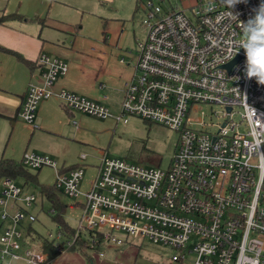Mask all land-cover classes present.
Instances as JSON below:
<instances>
[{"label": "built area", "instance_id": "2783aa9c", "mask_svg": "<svg viewBox=\"0 0 264 264\" xmlns=\"http://www.w3.org/2000/svg\"><path fill=\"white\" fill-rule=\"evenodd\" d=\"M166 1L142 5L145 34L118 115L98 101L64 89L55 92L69 65L39 56L44 71L25 94L19 113L24 122L33 125L39 103L55 97L67 110L123 123L139 117L179 132L167 168L101 151L88 191L80 189L83 164L63 172L49 157L26 152L24 167L53 168L55 190L74 198L70 206L82 210L73 238L61 227L47 237L66 243L61 253L80 237L94 245L102 235L105 242L140 239L169 248V264H264V85L247 78L245 52L237 46L243 39L240 21L253 16L264 0L237 4L232 11L240 21L230 18L223 0H191V15L172 5L164 9ZM206 105L221 110H202ZM26 186L0 180V264L13 258L47 261L41 243L27 248L35 240L27 224L37 221L28 208L38 198Z\"/></svg>", "mask_w": 264, "mask_h": 264}, {"label": "rangeland", "instance_id": "374dc122", "mask_svg": "<svg viewBox=\"0 0 264 264\" xmlns=\"http://www.w3.org/2000/svg\"><path fill=\"white\" fill-rule=\"evenodd\" d=\"M147 2L108 0L101 3L97 12L85 13L67 33L57 28L44 30L43 37L47 35L51 44L61 47L60 54L52 56L65 60L69 65L68 77L71 78L72 87L68 88L106 105L113 115L119 114L124 100V83L134 73L137 43L145 34L143 21L146 16L142 5ZM193 3L191 0H167L163 7L176 6L191 15ZM31 26L36 27L34 24ZM5 60L16 62V57L0 50V64ZM44 103L42 109L39 110L38 106L33 125L21 118L6 123L0 121V157L3 154L5 158L19 161L25 152L36 153L49 157L58 167L63 164L71 166L78 161L85 168L80 184L83 191L89 190L98 172L101 151L106 152L110 158H120L148 167L167 168L178 147L179 132L159 123L139 117H131L128 123L117 122L114 118L103 120L67 110L57 98ZM211 109L219 112L221 107L202 106L204 111L209 112ZM81 153H87L88 159H79ZM28 170L36 175V180L26 187L28 192L38 198L37 203L28 208L37 216V221L32 224L36 232L30 234L36 237L32 240L33 244L27 246L30 248L38 245V234L45 237L55 234L60 225L53 220L52 202L42 196L44 188H54L55 170L48 166L41 170ZM19 182L23 183L22 180ZM56 192L67 206L61 213L62 218L70 227L77 228L82 218L81 208L70 206L75 204L74 198ZM115 235L125 239L124 233ZM172 254V250L164 246L140 239H128L123 244L105 242L100 250H65L51 264H104L106 261L112 264H169ZM7 263L31 264L21 258L7 260Z\"/></svg>", "mask_w": 264, "mask_h": 264}, {"label": "crops", "instance_id": "0c3cea01", "mask_svg": "<svg viewBox=\"0 0 264 264\" xmlns=\"http://www.w3.org/2000/svg\"><path fill=\"white\" fill-rule=\"evenodd\" d=\"M106 1L108 0H0V17L3 15H18L17 18L11 19L0 26V50L16 57V62L5 60L4 63L0 64V121L6 123L20 118L19 113L28 86L40 80L44 71L38 62L39 56L50 53L47 55L53 57L52 55L58 56L60 54L61 47H58V44H51L47 39L49 38L47 35L43 37L44 30L57 28L60 32L67 33L68 30H72L74 25L78 24V19L83 18L85 13L97 12L101 3ZM33 24L36 27L31 26ZM133 66L135 67V62ZM68 74L69 70L65 76L57 80L53 87L55 92L64 89L77 94V92L68 88L72 87V81ZM130 80H127L124 86ZM77 95L83 96L81 94ZM47 100L45 99L39 103V110L42 109L41 105ZM2 158H5L3 154L0 160ZM77 164L78 161L71 166L63 164L62 167L70 168ZM33 237L35 239L36 235H33ZM37 246H40V241ZM104 264H112V262L106 261Z\"/></svg>", "mask_w": 264, "mask_h": 264}, {"label": "trees", "instance_id": "16d2710c", "mask_svg": "<svg viewBox=\"0 0 264 264\" xmlns=\"http://www.w3.org/2000/svg\"><path fill=\"white\" fill-rule=\"evenodd\" d=\"M139 1L140 0H138V3ZM17 17L18 15L16 14L1 16L0 26L6 23L7 21L11 19H15ZM74 167L75 166L70 168L62 167L61 171L65 172ZM3 178H9L17 182H19V180H22L23 183L21 184L29 185L36 180V175L30 173L29 170L26 167H24L21 160L17 161L11 158H2L0 160V180ZM42 196L52 202L53 209L55 211L53 220L57 221V223L60 225L61 229L66 233L68 238H73V236L75 235V229L73 227H70L61 216V213L67 209V206H65L61 202L55 188H44L42 191ZM28 231L29 233L36 232L35 229L32 227V225L29 226ZM37 238H39V241L41 243L42 251L45 252L47 255V261L45 264H51L52 261L61 254V249L66 244L64 241L60 244H57L55 240H51L47 236L45 237L39 234ZM104 243L105 240L102 235L96 236V242L94 245L91 244L89 237L86 238L80 237V239H78L77 242L73 244L71 247H69L67 250H76V249L100 250V248Z\"/></svg>", "mask_w": 264, "mask_h": 264}, {"label": "clouds", "instance_id": "9594fccd", "mask_svg": "<svg viewBox=\"0 0 264 264\" xmlns=\"http://www.w3.org/2000/svg\"><path fill=\"white\" fill-rule=\"evenodd\" d=\"M223 2L231 9L230 18L240 21L239 14L234 13L232 9L246 0H223ZM254 12L255 14L246 22L240 21L243 39L238 42L237 46L243 48L245 52L247 78H255L258 84L264 85V2Z\"/></svg>", "mask_w": 264, "mask_h": 264}, {"label": "water", "instance_id": "95a60500", "mask_svg": "<svg viewBox=\"0 0 264 264\" xmlns=\"http://www.w3.org/2000/svg\"><path fill=\"white\" fill-rule=\"evenodd\" d=\"M234 62H235V61H234ZM232 64H233V63L230 64V67H231Z\"/></svg>", "mask_w": 264, "mask_h": 264}]
</instances>
